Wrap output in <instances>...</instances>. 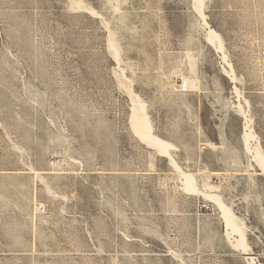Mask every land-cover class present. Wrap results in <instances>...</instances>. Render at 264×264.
<instances>
[{"label": "rangeland", "instance_id": "1", "mask_svg": "<svg viewBox=\"0 0 264 264\" xmlns=\"http://www.w3.org/2000/svg\"><path fill=\"white\" fill-rule=\"evenodd\" d=\"M262 164L264 0H0V264H264Z\"/></svg>", "mask_w": 264, "mask_h": 264}, {"label": "bare ground", "instance_id": "2", "mask_svg": "<svg viewBox=\"0 0 264 264\" xmlns=\"http://www.w3.org/2000/svg\"><path fill=\"white\" fill-rule=\"evenodd\" d=\"M196 1H198L199 2V0H196ZM209 31V30H208ZM209 34L211 35V34H213V33H211V32H209ZM211 37V36H210ZM213 38V37H212ZM217 38V36H214V39H216ZM209 39V38H208ZM209 41V40H208ZM211 41H212V39H211ZM110 43V42H109ZM220 44V43H219ZM110 45V44H109ZM219 46V45H218ZM222 47V46H221ZM221 47H219V49L221 50ZM219 51V50H218ZM221 52V51H220ZM131 101V100H130ZM131 104H132V102H131ZM131 121H132V126H133V132L135 133H137L138 135H139V137L141 138V139H143L144 141H146V143L145 142H143V143H145V144H148L149 146L151 145V146H153L156 150H157V148L158 149H160L161 151H163L164 153H166V154H168V146L165 144V143H163V142H161V141H159V140H157V139H155V138H153L152 136H150V134H149V127H148V125H147V123H146V120H145V118L143 117V108L141 107V106H138L137 105V103H136V105L134 106V108H133V110H132V115H131ZM129 118V119H130ZM245 120V119H244ZM130 121V120H129ZM246 121V122H245ZM244 122H245V124H244V134H243V136H242V141H243V144H244V148H245V150H246V152L247 153H250V147H249V143L251 142V141H253L254 140V137H253V135H252V133H251V131H252V129L251 130H249V125H250V123L251 122H249L248 120H245ZM251 121V120H250ZM243 122V123H244ZM135 133V134H136ZM134 134V135H135ZM136 134V135H137ZM138 135H137V137H138ZM138 137V138H139ZM139 138V139H140ZM254 142V141H253ZM258 143V142H257ZM253 145H254V143H252ZM257 145V144H256ZM150 146V147H151ZM255 146V145H254ZM256 147V146H255ZM257 149V148H256ZM252 153V152H251ZM262 154V153H261ZM261 154H260V152L259 151H256L255 150V152L254 153H252V159L253 160H255L257 163L258 162H262V156H261ZM250 155V154H249ZM263 155V154H262ZM256 163V164H257ZM260 165V164H259ZM261 166H263V169H264V165L262 164ZM261 168V167H260ZM223 215H224V217H225V223H226V227L227 228H230V230H231V233L234 235V234H236V235H239L240 236V239H242V231H241V228L240 227H238V226H236L235 225V223H234V220L228 215V212L226 211V210H224L223 211Z\"/></svg>", "mask_w": 264, "mask_h": 264}, {"label": "built area", "instance_id": "3", "mask_svg": "<svg viewBox=\"0 0 264 264\" xmlns=\"http://www.w3.org/2000/svg\"><path fill=\"white\" fill-rule=\"evenodd\" d=\"M178 91L182 93H187L189 90L188 82L184 80L182 77L176 80Z\"/></svg>", "mask_w": 264, "mask_h": 264}]
</instances>
